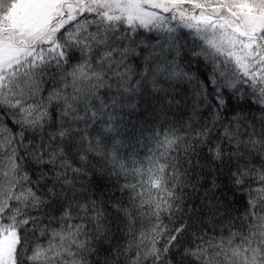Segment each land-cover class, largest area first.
Instances as JSON below:
<instances>
[{"label": "snow or ice", "instance_id": "snow-or-ice-1", "mask_svg": "<svg viewBox=\"0 0 264 264\" xmlns=\"http://www.w3.org/2000/svg\"><path fill=\"white\" fill-rule=\"evenodd\" d=\"M0 264H264V0H0Z\"/></svg>", "mask_w": 264, "mask_h": 264}, {"label": "trees", "instance_id": "trees-1", "mask_svg": "<svg viewBox=\"0 0 264 264\" xmlns=\"http://www.w3.org/2000/svg\"><path fill=\"white\" fill-rule=\"evenodd\" d=\"M234 103H235V102L233 101V104H234ZM257 115H259V113H257ZM226 118L231 119V118H232V117H231V114H228ZM191 201H192V198L189 197V198H188V202L190 203Z\"/></svg>", "mask_w": 264, "mask_h": 264}]
</instances>
